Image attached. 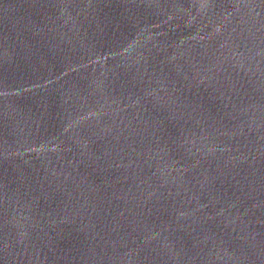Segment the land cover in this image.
Returning a JSON list of instances; mask_svg holds the SVG:
<instances>
[{
	"label": "water",
	"instance_id": "water-1",
	"mask_svg": "<svg viewBox=\"0 0 264 264\" xmlns=\"http://www.w3.org/2000/svg\"><path fill=\"white\" fill-rule=\"evenodd\" d=\"M0 264H264V0H0Z\"/></svg>",
	"mask_w": 264,
	"mask_h": 264
}]
</instances>
